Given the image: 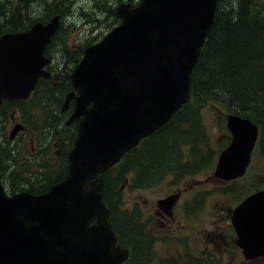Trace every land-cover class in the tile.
<instances>
[{
  "label": "water",
  "instance_id": "1",
  "mask_svg": "<svg viewBox=\"0 0 264 264\" xmlns=\"http://www.w3.org/2000/svg\"><path fill=\"white\" fill-rule=\"evenodd\" d=\"M218 0H140L121 4V23L90 45L72 73L77 91L70 122L81 119L64 180L41 195H9L0 182V264H124L102 190V174L171 121L191 100L192 73L215 22ZM61 16L0 36V109L26 100L40 79L51 80L46 50ZM69 122V124H70ZM230 144L215 171L220 180L246 174L260 129L229 114ZM17 126L14 139L22 131ZM173 199L162 201L171 204ZM246 260L264 256V190L243 200L231 218Z\"/></svg>",
  "mask_w": 264,
  "mask_h": 264
},
{
  "label": "rangeland",
  "instance_id": "2",
  "mask_svg": "<svg viewBox=\"0 0 264 264\" xmlns=\"http://www.w3.org/2000/svg\"><path fill=\"white\" fill-rule=\"evenodd\" d=\"M71 1L70 13L64 18L61 17L60 29L47 51V56H51L55 62L54 72L61 76L59 80L49 81L54 89L53 93L48 95V91L38 90L35 95L38 92L40 94L33 105L31 101L35 95L27 100L26 107L14 106L7 109L5 114H0L1 156H9V162H5L8 176L0 181L8 193L30 192L34 188H40L44 190L41 193L43 194L67 176L70 167L69 153L74 148L76 133L78 136L77 122L80 125L82 120L81 118L70 122L75 114V100L67 111L62 112L66 96L72 92L77 94L73 85L70 89L63 79L67 78L68 71L72 77L79 64L74 67V61L73 66L68 69L69 54L73 52L76 55L75 60L78 57L81 60L78 54L86 43H98L121 23L117 14L119 22L116 25L112 23L114 18H111V9H116V13L119 5L132 4L130 0ZM139 2L140 0H135L132 5ZM260 2L264 3V0ZM6 3L8 5L7 0H0V17L8 7ZM33 11L35 18L44 16L41 6L35 5ZM42 89L44 88L40 90ZM203 107H199L198 113L204 123V132L210 138V153L203 154L209 157L206 165L191 168L199 158L197 155L178 161L179 165L186 163L188 168L185 170L183 168L177 173L162 175L160 180H155L153 176L143 179L138 171L146 167L149 169L148 165L151 163L148 158L146 162L148 155L161 156L162 165L174 164L171 159L172 156H177L174 150L173 155H167L158 148L155 151H146V156L137 161L133 155L128 163L131 165L129 171H121L120 165L107 173L112 186L104 195L108 198L109 194L112 202H117L121 210L131 216L137 227L131 228L130 232L121 230L125 241L121 243L122 246L132 247L133 258L138 257L135 263L130 260L127 264H264V256L245 260L237 244V236L229 225L233 209L249 195L264 190V157L256 148L247 174L234 181L217 178L215 171L219 155L229 143L227 117L230 113L217 104ZM17 126H22L23 129L11 139V133ZM188 126L189 122L181 124V137L167 138L165 143L168 147L172 139L176 144L185 136L182 134ZM196 131L197 127L195 136ZM178 135L179 133H175V136ZM163 140L165 139L157 143ZM186 149L187 147L184 148ZM138 162L141 164L136 171L134 164ZM170 168H164L163 171ZM11 174H14V179L10 177ZM54 181L58 182L52 184ZM181 195V207L173 206ZM169 199L174 202L170 205L161 204ZM133 231H137L136 236L132 235ZM142 246L145 249L140 255L139 249Z\"/></svg>",
  "mask_w": 264,
  "mask_h": 264
},
{
  "label": "trees",
  "instance_id": "3",
  "mask_svg": "<svg viewBox=\"0 0 264 264\" xmlns=\"http://www.w3.org/2000/svg\"><path fill=\"white\" fill-rule=\"evenodd\" d=\"M130 1L133 4L135 0ZM7 2L8 5L7 3L6 5L8 7L5 12L1 13L0 17V35L26 31L35 23H47L48 20L57 15L64 18L70 13L72 5L71 0H52L50 2L48 0H7ZM35 5L42 7L44 16L35 18L33 11ZM115 11L116 9H111L110 11L111 18H114L112 20L114 25L119 22ZM92 43L88 42L84 45V48L78 54L81 56L80 59L84 55L85 49ZM71 53L68 59L70 62H67L68 69L73 66L74 61L76 62L74 67L80 61L79 57L75 60L76 55L73 52ZM53 74L54 80L60 79L61 76L58 72ZM63 79L71 89V72L68 71L67 78ZM39 88L44 89H37V91H48L46 92L48 95H51L54 91L49 82L42 83ZM40 92L31 101L32 105ZM26 104L27 102L21 101L4 102L0 109V114H5L7 109H11L14 106L24 108ZM211 104L220 105L228 113L238 114L251 119L260 128L261 135L257 152L264 157V3H261L260 0L218 1L214 26L207 37L200 60L193 72L191 102L185 105L170 123L146 138L140 146L128 153L120 164L122 165L121 171L131 170V165H128V163L131 162L133 155H135L134 157L137 161L139 158L145 157L148 151H155L158 148H161V153L163 152L167 155L169 153L173 155L174 150L175 155H177L171 157L174 164L168 165L169 163H167L162 165L161 156L148 155L146 162L148 158L151 163L148 165L149 169L146 167L138 171L141 162L134 164L138 175L142 176L143 179L153 176L155 180H160L162 175L177 173L183 168L185 170L188 168L186 163L179 165L178 161L188 160L197 155H199V158L191 168L206 165L209 157H205L203 154L210 151V138L208 133L204 132L202 127L204 123L198 110L199 107L204 106L203 108H205ZM186 122H189V126L182 134L185 136L176 144L172 139L171 145L168 147L165 143L167 138L177 139L176 137H181V124ZM196 127L197 135L195 136ZM177 128H179V131H176ZM175 133H179V135L175 136ZM161 139L165 140L157 143ZM230 141L231 138L229 137V143ZM185 147H187L186 150H184ZM179 148L181 151H177ZM151 155H153L152 152ZM8 160L9 156H1L0 151V180L8 176L5 169V162L8 163ZM168 167L171 168L163 171L164 168ZM108 176L106 173L105 178L103 177L105 180L104 194L112 186ZM10 177L14 179V174H11ZM56 182L58 181H54L52 184ZM10 185H12L11 182ZM43 191L40 188L30 190L33 194H41ZM115 194L117 195V192ZM107 197L105 196V201L111 211L110 220L113 230L119 235V242L123 244L125 241L121 230L130 232L131 228L134 229L136 227V224L131 220V216L121 210L117 202H112L113 200L110 199L109 194H107ZM138 231L141 232L139 229ZM136 232L133 231L132 235L136 236ZM144 247L142 246L139 249L140 255L145 249ZM136 259L138 257L132 258L134 263L137 261Z\"/></svg>",
  "mask_w": 264,
  "mask_h": 264
},
{
  "label": "flooded vegetation",
  "instance_id": "4",
  "mask_svg": "<svg viewBox=\"0 0 264 264\" xmlns=\"http://www.w3.org/2000/svg\"><path fill=\"white\" fill-rule=\"evenodd\" d=\"M49 70L51 71V67L49 68ZM52 70H53V68H52ZM54 71V70H53ZM52 72V71H51ZM42 83H44V82H41V84ZM66 99V98H65ZM47 100H49V98L47 97ZM75 123V122H74ZM78 123V127H77V132H78V129H79V121L77 122ZM77 138V133H76V137L74 138V141H75V139ZM182 197H183V195H181V196H179V199L178 200H176V202L174 203V205L173 206H175V205H180V207H181V200H182ZM226 212H228V211H230V210H225ZM225 211H223V213L225 214ZM231 218H232V214L230 215V220H229V225L232 227V229L234 230V228H233V226H232V224H231ZM234 233H235V231H234ZM235 235H236V233H235ZM237 236V235H236ZM236 239H237V237H236ZM130 249H131V257H130V260L132 261V258L134 257L133 256V248L132 247H130ZM243 254V253H242ZM243 256H244V254H243ZM244 258H245V256H244ZM129 260V261H130ZM246 260V259H245ZM189 264V263H188Z\"/></svg>",
  "mask_w": 264,
  "mask_h": 264
},
{
  "label": "bare ground",
  "instance_id": "5",
  "mask_svg": "<svg viewBox=\"0 0 264 264\" xmlns=\"http://www.w3.org/2000/svg\"><path fill=\"white\" fill-rule=\"evenodd\" d=\"M6 153V152H5Z\"/></svg>",
  "mask_w": 264,
  "mask_h": 264
}]
</instances>
